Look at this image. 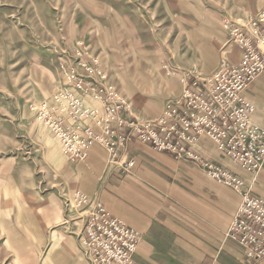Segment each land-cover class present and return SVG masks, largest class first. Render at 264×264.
I'll use <instances>...</instances> for the list:
<instances>
[{"label":"rangeland","instance_id":"1","mask_svg":"<svg viewBox=\"0 0 264 264\" xmlns=\"http://www.w3.org/2000/svg\"><path fill=\"white\" fill-rule=\"evenodd\" d=\"M263 13L264 0H0V264H92L82 195L112 158L95 144L91 162L69 159L31 107L68 85L62 61L80 50L130 114L154 119L185 82L239 62L236 31Z\"/></svg>","mask_w":264,"mask_h":264},{"label":"built area","instance_id":"2","mask_svg":"<svg viewBox=\"0 0 264 264\" xmlns=\"http://www.w3.org/2000/svg\"><path fill=\"white\" fill-rule=\"evenodd\" d=\"M261 17L254 21L253 30L236 31L243 52L239 62H225L199 87L185 82L181 93L169 98L154 119L130 114L125 98L96 77L100 69L80 50L75 53L77 60L60 63L68 85L32 102V110L60 140L71 160H87L92 146L100 144L109 151L113 164L128 171L135 159L122 161L119 149L138 138L170 151L178 159L191 160L207 176L239 192L241 202L227 236L259 263L264 260V197L253 194L241 174L219 163L197 142L208 137L220 153L242 168H263L264 127L251 119L253 104L244 94L264 73V13ZM82 197L89 203L82 238L91 263L141 264L133 255L141 232L113 214L97 196Z\"/></svg>","mask_w":264,"mask_h":264},{"label":"crops","instance_id":"3","mask_svg":"<svg viewBox=\"0 0 264 264\" xmlns=\"http://www.w3.org/2000/svg\"><path fill=\"white\" fill-rule=\"evenodd\" d=\"M253 104L251 119L264 127V73L244 91ZM197 146L246 179L251 192L264 197V166L248 171L202 137ZM94 145L87 162L95 152ZM122 161L135 159L128 171L111 164L97 179L96 196L113 214L141 232L134 258L141 264H264L245 255L227 236L241 194L218 183L188 159H178L138 138L119 149ZM95 159V158H94Z\"/></svg>","mask_w":264,"mask_h":264}]
</instances>
